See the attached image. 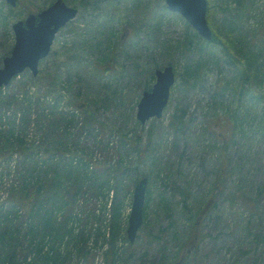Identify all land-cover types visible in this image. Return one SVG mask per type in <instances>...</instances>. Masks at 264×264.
Here are the masks:
<instances>
[{"label":"rangeland","instance_id":"obj_1","mask_svg":"<svg viewBox=\"0 0 264 264\" xmlns=\"http://www.w3.org/2000/svg\"><path fill=\"white\" fill-rule=\"evenodd\" d=\"M52 1L22 0L20 10L7 12L6 1L0 0V67L14 45L12 23L27 14L21 9L36 12ZM64 2L78 12L56 33L49 54L38 63V74L26 69L0 89V149L14 123V144L5 146L13 152L0 157V206L3 213L12 211V233L22 235L25 223L19 228L23 212L18 206L11 209L7 200L27 193V163L37 160L41 168L45 150L59 148L58 157L83 158L87 169L121 166L117 186L106 198V191L84 189L79 194L69 224L73 238L68 235L58 245L66 255L63 264H107V198L121 203L113 264H264L262 104L246 106L241 130L219 118L238 101L235 67L221 57L194 86L182 85L175 75L162 115L142 124L137 103L151 89L155 67L172 65L176 73L183 67L175 45L189 32L185 18L168 10L165 0H140L137 5L133 0ZM247 25L264 26V0H255ZM48 75L57 76L59 84L50 97L43 79ZM36 76L43 77L41 82L33 81ZM10 95L14 102L6 105ZM80 109L93 115L95 125L83 126ZM177 110L184 112L180 130L168 127ZM26 112L30 118L22 123ZM18 137L33 156L15 153ZM136 177H147L146 190H151L150 241L144 223L133 241L126 235ZM5 226L0 215V238L7 244ZM6 250L0 243V264H26L21 257L11 259Z\"/></svg>","mask_w":264,"mask_h":264},{"label":"trees","instance_id":"obj_2","mask_svg":"<svg viewBox=\"0 0 264 264\" xmlns=\"http://www.w3.org/2000/svg\"><path fill=\"white\" fill-rule=\"evenodd\" d=\"M207 1L206 18L213 33L212 39L207 41L185 22V27L189 29V32L185 33L182 40L175 45L184 57V63L182 69L175 73L182 85L194 86L198 84L200 77L206 73L207 68L210 65L215 66L218 64V59L222 57L229 66L235 67V75L239 80L240 90L237 94L238 101L234 110L230 113L229 109H226L223 112L224 114L219 116L220 120L230 122L234 130L238 128L241 130L244 128L243 121L247 118V112L244 110L246 106L260 102L263 116L260 117L258 125L264 127V95L260 91L262 81L260 75L264 76V26L251 28L247 25L255 0ZM20 2L22 0H18L14 8L7 5V12L16 8L20 10ZM137 2H140V0H133L136 5ZM49 4L40 5L37 9L41 10ZM21 10L25 13L35 11L30 7ZM112 29V32L115 31L114 27ZM113 34L115 33L113 32ZM157 68L159 67H155V69ZM42 78L36 76L33 81L38 83L41 82ZM43 79L46 95L50 97L55 92L57 93V90H59L58 77L48 75ZM12 102H14V98L10 95L5 104L10 105ZM74 105L77 107L78 103L75 102ZM52 108H56V105L52 104ZM80 111L83 114L84 127L95 125L96 121L93 115L83 109H80ZM177 111L171 115L168 123V127L174 130L182 129L184 122V112ZM3 114L0 113V119ZM26 117L30 118L28 112L22 114V123ZM8 122L10 123V120ZM53 127L55 135L59 134L56 135L57 139H61L62 133L56 132L55 124ZM7 130V135L10 137L7 136L6 142L0 149V157L3 158L13 152L9 148L6 149L5 146H8V141L14 144L12 141L14 139H10L14 138V123ZM17 141L19 145L15 153L19 152L25 158L34 155L33 151L29 149L30 147H26V143L22 142L19 137ZM45 151L41 168L37 166V160L34 163L31 161L27 163V193L15 197L11 195L7 200L11 209L18 206L23 212L20 219L22 221L19 223V228H21L22 222L25 223L22 235L12 233L10 230L12 220H8V213L11 214L12 211L9 209V211L3 213L2 206H0V215L2 220H5V230L8 234L7 244H4V240L0 238L1 246L3 249L7 247L8 251L6 250V252L11 256V259L18 256L26 264H63L66 255L59 252L58 245L68 235L73 238L69 224L74 220L72 212L79 194L84 189L96 193L106 191V198L109 189L112 186H117V174L120 172L121 167L120 163L117 162L113 165H99L97 168L87 169V163L83 158L78 161H73L72 158L63 160L58 157L57 151H59V148ZM28 180L31 182V186L28 184ZM137 180L138 177L133 183H136ZM150 197L151 190L147 189L143 206V229L147 232L149 241L152 240L147 223ZM106 204L110 205L111 210L110 228L107 232L108 243L111 246L107 252H111V256L109 257L107 253L106 261L107 264H113L116 253L114 245L120 226L121 203L107 198ZM159 246L160 249H164L163 244L159 243Z\"/></svg>","mask_w":264,"mask_h":264},{"label":"water","instance_id":"obj_3","mask_svg":"<svg viewBox=\"0 0 264 264\" xmlns=\"http://www.w3.org/2000/svg\"><path fill=\"white\" fill-rule=\"evenodd\" d=\"M14 7L17 0H5ZM168 10L177 12L204 39H212V30L206 20L207 0H165ZM77 14V8L67 5L63 0H54L37 14L29 13L25 20L12 23L15 41L8 56L3 58L0 67V88L24 69L33 75L38 72V62L47 56L54 36ZM175 82L172 65L155 70V81L150 90H144L137 103L136 117L143 124L152 117H160L167 105L170 91ZM147 178H140L133 188L131 209L126 229L129 241L135 239L143 223V206L147 188Z\"/></svg>","mask_w":264,"mask_h":264},{"label":"flooded vegetation","instance_id":"obj_4","mask_svg":"<svg viewBox=\"0 0 264 264\" xmlns=\"http://www.w3.org/2000/svg\"><path fill=\"white\" fill-rule=\"evenodd\" d=\"M8 6H9V4H7ZM39 11H41V10H37L36 12H33V11H29V12H27V14L25 15V17L24 18H18V20H25V18H26V16L29 14V13H35V14H37ZM22 17V16H21ZM12 26V25H11Z\"/></svg>","mask_w":264,"mask_h":264},{"label":"bare ground","instance_id":"obj_5","mask_svg":"<svg viewBox=\"0 0 264 264\" xmlns=\"http://www.w3.org/2000/svg\"><path fill=\"white\" fill-rule=\"evenodd\" d=\"M212 35H213V33H212Z\"/></svg>","mask_w":264,"mask_h":264}]
</instances>
